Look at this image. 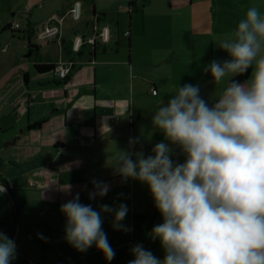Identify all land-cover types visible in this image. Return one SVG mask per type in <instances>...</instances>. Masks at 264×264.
Instances as JSON below:
<instances>
[{"label": "crops", "instance_id": "1", "mask_svg": "<svg viewBox=\"0 0 264 264\" xmlns=\"http://www.w3.org/2000/svg\"><path fill=\"white\" fill-rule=\"evenodd\" d=\"M1 1V14L10 12L1 32L10 31L13 40L17 32H21L22 37L17 38L19 44L14 48H7L10 50L7 56L0 58V179L5 180L11 190L10 195L0 184L4 189L0 192V233L15 241L11 264H37L26 243L30 240L27 238L30 232H21V221L28 222L31 228H34L32 224L47 227V231L31 233L44 252H49L55 240L57 244L65 242L68 245L65 232L61 231L66 224L61 206L76 193L83 204L94 202L99 197L89 199L93 181L110 186L105 196L122 185V178L108 165L116 150L137 152L139 143L145 142V135L149 142L168 143L163 133L152 125V115L160 102L165 101L163 97L154 98L158 93L150 96L148 87L142 89L144 79L140 74H134L135 69L144 65L154 67L173 59L175 46L185 45L190 59L198 58L201 56L198 52L203 53L207 48L206 45L195 46L205 36L203 31L197 32L199 39L196 40L193 37L196 38L197 33L192 34L189 43L179 41V35L169 37L167 46L156 43L158 35L167 34L159 25L171 16L170 9L190 6L192 0H163L168 7L162 12L152 10L153 0H127V8L129 2L133 4L132 11L127 12L125 26L118 13L116 17H96L94 9L80 21V5L79 19L74 20L68 14L71 21L78 22L66 30L61 27L65 19L62 15L60 40L55 37L42 40L46 46L54 42L60 44L56 62H72L70 78L63 83L53 71L38 73L28 54L27 31H32V38L36 37L46 20L39 27L31 28L27 24L26 29H19L12 24L14 11ZM75 2L79 3L74 0L71 7ZM139 5H142V26L136 34L140 33L149 44L153 41L145 50L129 40L133 33L131 17L139 15L135 13ZM93 17L109 28L110 41L95 47L84 44L80 52H73V36H90ZM8 23L12 26L6 29ZM32 38L31 42L39 46L41 62L55 65V61L44 59L41 46ZM123 38L127 39L126 44L122 42ZM210 48L213 56V44ZM153 87L158 90L155 83ZM41 120L43 123L39 127L27 129L28 125ZM132 139L138 141L130 145ZM65 184L72 186L70 194L60 190ZM38 234H44V238L38 239Z\"/></svg>", "mask_w": 264, "mask_h": 264}, {"label": "clouds", "instance_id": "2", "mask_svg": "<svg viewBox=\"0 0 264 264\" xmlns=\"http://www.w3.org/2000/svg\"><path fill=\"white\" fill-rule=\"evenodd\" d=\"M218 47L231 59L213 60L204 71L214 84L226 82L220 98L210 107L198 86L175 89L152 115L154 129L168 143H157L147 157L116 150L108 160L124 181L148 186L163 220L151 232L163 260L136 244L129 264H264V15L250 7ZM249 69H254L250 83L232 79ZM170 144L185 156L183 163L171 158ZM109 187L93 181L89 199L107 195ZM60 190L70 194L72 186ZM60 211L67 243L80 252L95 245L107 261L115 251L101 214H113L115 230H130L121 223L125 204L95 210L76 193ZM15 249V241L0 233V264H11Z\"/></svg>", "mask_w": 264, "mask_h": 264}, {"label": "rangeland", "instance_id": "3", "mask_svg": "<svg viewBox=\"0 0 264 264\" xmlns=\"http://www.w3.org/2000/svg\"><path fill=\"white\" fill-rule=\"evenodd\" d=\"M8 7H11L14 13L12 14V24L19 29H26V25L30 27L40 26L45 20L51 16L62 17L65 16L61 27L66 30L69 27L75 25L77 22L71 21V17H68L71 4L74 0H2ZM1 1V2H2ZM81 5V19L85 20V16L90 15L92 9L96 12V17H109L115 16L118 13L122 16L123 24L127 22V0H78ZM152 10L155 12L165 11L168 7V3L163 0H153ZM257 7V9L264 15V0H192L190 6H184L179 8H171V16L162 21L159 25L160 29H166L167 34L158 35L156 33V43L161 47L167 46V39L170 37H176L179 35V41L186 43L191 42L192 34L203 31V38H201L195 46L202 48L206 45V50L203 53L198 52L199 56L196 59H190L189 51L185 48V45L180 47L175 46L174 58L160 63L154 67L152 66H140L134 71V74H140L144 81L143 88L148 87L147 91L151 96L150 88L153 87V83L157 85L158 90L155 88L153 95H158L154 98L159 99L163 97V104H167L171 99V95L175 94V89H179L185 84H191L198 86L200 89V96L211 107L215 101L220 98L223 89L226 87V82L221 84H214L210 73L205 72L213 60L224 62L231 59L229 55L221 50L218 45L219 42L225 38L226 35L232 33L238 26V23L246 17L247 10L250 7ZM141 8L137 6V10L133 18L131 17L132 35L129 39L133 41V44L138 46L139 49H144L153 41L150 40V44L146 42L145 38L139 34H136L137 30L142 26L141 21ZM132 11V10H131ZM130 11V12H131ZM173 14V15H172ZM10 12L1 14L0 12V58L7 56L11 48H14L18 39L21 38V32L14 34L15 39H11L10 31L1 32L2 27L5 25V19H9ZM167 20V21H166ZM4 23V24H2ZM139 32V31H138ZM196 38L199 39L197 33ZM124 40V41H123ZM122 42L126 44L127 39L123 38ZM32 41L41 46V54L47 61H57L60 53L59 43H49L48 46L42 40L32 38ZM11 44V45H10ZM213 44V56L210 45ZM10 48L8 50L7 48ZM87 48V47H86ZM88 49V48H87ZM180 57V58H179ZM254 69L251 70V74L247 80L242 83H250V77ZM147 79V80H146ZM150 80V82L148 81ZM165 96V97H164ZM161 99V98H160ZM139 139V138H138ZM138 139L136 141H138ZM143 143H139V152H143L147 157L152 155L153 147L162 141H150L148 136H144ZM141 140L139 139V142ZM173 151L171 158L175 163L180 164L185 160V156L181 153L180 149L175 145H169ZM137 151V152H138ZM135 160V156H134ZM122 185L118 188H113V193L108 196L99 197L94 202L92 201V207L95 210H99L101 205L107 204L112 207H116L120 204L127 205L128 212L126 218L121 222L129 231L115 230L113 228V214L102 213L103 230L107 234L108 241L111 247L115 251V257L111 261H107L104 255L97 250L95 245L88 248L86 251L80 252L73 248L70 244L64 243L57 244L51 243L52 248L49 252H44L40 246V242L36 237L28 240L27 246L31 251L34 263L37 264H129L134 259L131 253V249L136 244H142L143 247L152 252V254L163 260L164 251L161 248L160 241L158 239H152L151 232L154 226L163 222L162 216L154 205L153 198L146 184L139 181L128 179L124 181L122 179ZM82 203V202H81ZM83 204V203H82ZM31 223V222H30ZM34 228L28 224V222L21 221V232L24 234L26 231L30 234L46 230L47 227L43 225L32 224ZM34 231V232H33ZM62 232H65V228H61ZM47 233V232H46ZM49 233V232H48ZM63 236V234H61ZM51 238V236H48ZM53 238V237H52Z\"/></svg>", "mask_w": 264, "mask_h": 264}, {"label": "built area", "instance_id": "4", "mask_svg": "<svg viewBox=\"0 0 264 264\" xmlns=\"http://www.w3.org/2000/svg\"><path fill=\"white\" fill-rule=\"evenodd\" d=\"M72 19L77 20L80 18V4L78 2H75L69 13H68ZM63 16H53L48 18L43 26L36 32V37L40 40H47L51 37H55L57 40L61 39V33H60V24L62 22ZM111 39L110 37V30L105 25H100L98 20L93 17V23H92V34L87 37H83L79 34H75L71 40V49L73 52H80L81 47L84 44L88 45H101L109 42ZM72 70V62H66L59 60L56 62L53 68V73L56 75L59 79H65L67 76L70 75V72ZM151 94L155 93L154 88H150ZM28 239H33L34 235L27 234ZM38 239L44 238V234H38Z\"/></svg>", "mask_w": 264, "mask_h": 264}, {"label": "trees", "instance_id": "5", "mask_svg": "<svg viewBox=\"0 0 264 264\" xmlns=\"http://www.w3.org/2000/svg\"><path fill=\"white\" fill-rule=\"evenodd\" d=\"M133 4V2H129V5H128V11L130 12L132 9H131V5ZM94 15H96V13L94 12L93 13ZM11 23H8L5 28L6 29H9L11 28ZM33 36V33L32 31L28 30L27 31V34L25 36L26 38V41H27V49H28V54L32 57V60H33V63H34V68L35 70L38 72V73H47V72H51L53 71V68H54V64H45V63H42L41 62V58H40V54H39V46L32 43L31 42V38ZM96 46V45H95ZM94 46V47H95ZM251 70L252 69H249L248 72L242 74V75H237L235 77H232V79H234L235 81L239 82V83H242L244 82L245 80H247L251 74ZM70 75H71V72H70ZM70 75L67 76L65 79H63V83L67 82L70 78ZM43 123V121H39V122H36L32 125H28L27 126V129H33V128H37L39 127L41 124ZM0 184H2L9 192V194L11 195V190L9 188V185L8 183L3 180V179H0Z\"/></svg>", "mask_w": 264, "mask_h": 264}, {"label": "water", "instance_id": "6", "mask_svg": "<svg viewBox=\"0 0 264 264\" xmlns=\"http://www.w3.org/2000/svg\"><path fill=\"white\" fill-rule=\"evenodd\" d=\"M14 140H15V139H13L12 142H14ZM12 142H11V143H12ZM1 185H2V184H1ZM17 223H19L18 219H17Z\"/></svg>", "mask_w": 264, "mask_h": 264}]
</instances>
